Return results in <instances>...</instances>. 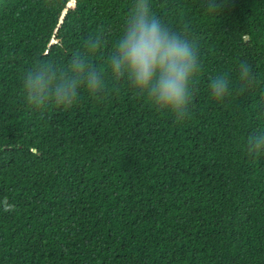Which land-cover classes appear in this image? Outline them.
Listing matches in <instances>:
<instances>
[{
    "label": "trees",
    "instance_id": "16d2710c",
    "mask_svg": "<svg viewBox=\"0 0 264 264\" xmlns=\"http://www.w3.org/2000/svg\"><path fill=\"white\" fill-rule=\"evenodd\" d=\"M135 2L0 0V264H264V152L247 146L264 129V0H148L198 51L183 119L106 71L70 107L24 98L28 70L93 37L103 71Z\"/></svg>",
    "mask_w": 264,
    "mask_h": 264
},
{
    "label": "clouds",
    "instance_id": "9594fccd",
    "mask_svg": "<svg viewBox=\"0 0 264 264\" xmlns=\"http://www.w3.org/2000/svg\"><path fill=\"white\" fill-rule=\"evenodd\" d=\"M103 38H90L83 51L65 64L40 63L28 70L22 82L26 102L35 107L52 103L59 107L74 105L86 91L96 96L107 87L105 71L114 82L125 81L139 95L158 109L183 119L191 100V84L201 67L198 51L180 32L171 30L154 16L148 0H136L121 34L103 58V71L95 63ZM242 85L252 79L247 62L237 68ZM210 95L217 101L233 90L227 73L214 76ZM249 151L264 152V129L247 142Z\"/></svg>",
    "mask_w": 264,
    "mask_h": 264
},
{
    "label": "water",
    "instance_id": "95a60500",
    "mask_svg": "<svg viewBox=\"0 0 264 264\" xmlns=\"http://www.w3.org/2000/svg\"><path fill=\"white\" fill-rule=\"evenodd\" d=\"M35 151H37V150H35Z\"/></svg>",
    "mask_w": 264,
    "mask_h": 264
}]
</instances>
